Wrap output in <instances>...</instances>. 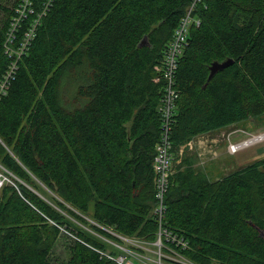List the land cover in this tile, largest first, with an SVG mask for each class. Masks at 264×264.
<instances>
[{"label":"trees","instance_id":"obj_1","mask_svg":"<svg viewBox=\"0 0 264 264\" xmlns=\"http://www.w3.org/2000/svg\"><path fill=\"white\" fill-rule=\"evenodd\" d=\"M17 1L0 0V84ZM191 1L56 0L0 87V172L12 180L0 188V264H120L110 230L154 242L162 229L186 242L163 238L164 250L195 264H264V158L212 180L180 153L199 135L264 121V0L197 5L176 71L166 210L155 214L158 68Z\"/></svg>","mask_w":264,"mask_h":264},{"label":"built area","instance_id":"obj_2","mask_svg":"<svg viewBox=\"0 0 264 264\" xmlns=\"http://www.w3.org/2000/svg\"><path fill=\"white\" fill-rule=\"evenodd\" d=\"M201 1L202 0L191 1L190 6L188 7L185 15L181 18L174 31L173 38L165 51L163 65L158 68L161 73L160 76H158L157 81H159L161 77L165 80L163 88L164 96L162 97L159 106V112L162 118L161 136L156 145V154L153 162L156 197L158 200L155 214L160 220L163 218L166 210L165 194L169 188L174 160L172 153L171 132L172 124L175 121L176 102L180 96V92L176 88V71L179 65V57L188 45L191 27L194 25L198 26L201 23L200 18L195 14L196 7ZM55 2L56 0H18L13 6V12L11 13L8 22L9 26L5 42V51L9 57L12 58V63L4 76V81L0 84L2 90L6 89V86H8L9 79L13 76L17 68L18 60L32 45L43 19L46 17ZM4 181L0 179V188L2 187ZM120 236L126 238V236ZM158 236V242H160V244H162L164 238V240L166 239L169 244L177 242L178 244L186 246V242L178 241L177 237L173 233H170L165 229L160 230ZM119 246L124 249V246L120 244ZM166 253L169 252L166 251ZM170 254L180 255L175 251L170 252ZM180 256L183 258H179L180 261L169 259L168 257L167 258L169 260H166L174 262L171 264H195L184 258L182 255ZM115 259L120 264H135L132 260L128 259L126 255L115 257Z\"/></svg>","mask_w":264,"mask_h":264},{"label":"rangeland","instance_id":"obj_3","mask_svg":"<svg viewBox=\"0 0 264 264\" xmlns=\"http://www.w3.org/2000/svg\"><path fill=\"white\" fill-rule=\"evenodd\" d=\"M262 119L264 120V117ZM263 133L264 121L250 119L199 135L183 145L180 153L183 158L187 157L185 159L187 164L190 163L193 168L215 180L254 161L263 159L264 139L238 148L236 151L231 150L232 145ZM0 179L2 181L11 180L2 172H0ZM110 232L123 241L124 249L116 241L107 238L108 250H112L118 255L117 257L126 255L135 264H171L174 262L168 261L169 259L176 261H180L179 258L183 259L180 255L166 253L163 241L162 244L158 242L159 236L154 242H143L135 238L121 237L113 230ZM70 243V237L62 236L58 241L53 253L58 262L61 263L62 260L69 258Z\"/></svg>","mask_w":264,"mask_h":264},{"label":"water","instance_id":"obj_4","mask_svg":"<svg viewBox=\"0 0 264 264\" xmlns=\"http://www.w3.org/2000/svg\"><path fill=\"white\" fill-rule=\"evenodd\" d=\"M146 40V38L144 39V41ZM233 62V59L232 58H229L227 60H224V61H214L211 66H210V74H209V78H208V81L214 76V74L229 66L231 63Z\"/></svg>","mask_w":264,"mask_h":264},{"label":"bare ground","instance_id":"obj_5","mask_svg":"<svg viewBox=\"0 0 264 264\" xmlns=\"http://www.w3.org/2000/svg\"><path fill=\"white\" fill-rule=\"evenodd\" d=\"M263 139H264V133L260 134V135H255V136H253V138H249V139H247V140H245L239 144L232 145L231 150L236 151V149H238V148L240 149L242 147L250 145L251 143H255V142L263 140Z\"/></svg>","mask_w":264,"mask_h":264}]
</instances>
